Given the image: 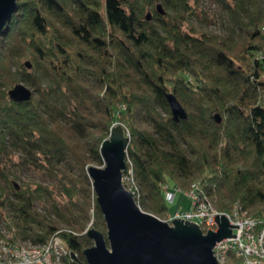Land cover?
Masks as SVG:
<instances>
[{
	"label": "trees",
	"instance_id": "1",
	"mask_svg": "<svg viewBox=\"0 0 264 264\" xmlns=\"http://www.w3.org/2000/svg\"><path fill=\"white\" fill-rule=\"evenodd\" d=\"M18 1L0 40V225L15 239L59 234L86 260L92 213L106 231L89 168L117 122L145 210L167 213L166 186L201 179L219 210L264 216V0H217L227 35L195 24L197 0ZM21 82L31 100L11 98ZM23 164L56 181L16 184Z\"/></svg>",
	"mask_w": 264,
	"mask_h": 264
},
{
	"label": "water",
	"instance_id": "2",
	"mask_svg": "<svg viewBox=\"0 0 264 264\" xmlns=\"http://www.w3.org/2000/svg\"><path fill=\"white\" fill-rule=\"evenodd\" d=\"M18 7V0H0V40ZM159 9L163 11L162 5ZM9 94L22 102L31 100L34 91L19 83ZM167 97L174 119H187L188 111L178 96L168 92ZM217 118L222 121L220 114ZM130 143L131 136L123 125L113 127L101 149L106 165L89 168L108 232L90 228L88 235L94 245L84 251L86 262H81L73 251L72 257L80 264H219L215 246L225 238L236 237L234 228L240 224L231 223L226 214H217L218 231L209 229L204 233L197 222L178 217L171 224L143 209L124 183Z\"/></svg>",
	"mask_w": 264,
	"mask_h": 264
},
{
	"label": "built area",
	"instance_id": "3",
	"mask_svg": "<svg viewBox=\"0 0 264 264\" xmlns=\"http://www.w3.org/2000/svg\"><path fill=\"white\" fill-rule=\"evenodd\" d=\"M128 170L133 169L128 168L126 171ZM178 190L182 189L178 187ZM166 191L168 201H175L177 191L171 190L169 185ZM187 194L193 200L192 209L178 211L175 218L182 217L185 220L197 222L204 233L208 232L209 229L218 231L219 222L215 217L219 214V211L215 206L214 196L205 190L203 182H195L190 193L187 192ZM227 214L231 222L240 224V227L234 228V234H237L236 237L225 238L215 246V255L219 260V264H264V216L254 218L245 215L242 205H238L231 214ZM175 218L170 219L169 222L172 224ZM7 231L9 230L5 227L2 232L6 234H4V237L0 235V264L76 263V259L72 257L63 237L59 234L54 235L49 242L44 244L27 240L20 245V243L8 241V238H6L8 236Z\"/></svg>",
	"mask_w": 264,
	"mask_h": 264
},
{
	"label": "rangeland",
	"instance_id": "4",
	"mask_svg": "<svg viewBox=\"0 0 264 264\" xmlns=\"http://www.w3.org/2000/svg\"><path fill=\"white\" fill-rule=\"evenodd\" d=\"M197 2H198V13L199 14L195 18L194 22L199 28H206V30H208L210 32L218 33L221 35H227L228 33H230L232 21L226 16L225 12L222 10V7L220 6V4L217 0H197ZM162 10H164L163 5H162ZM150 11H153V7L148 12H150ZM24 61L25 62L28 61L31 63V60L29 58H25ZM31 67H32V64H31ZM21 83H24L26 86H28L30 89L33 90V88L30 85H28L27 83H25V82H21ZM218 114H220V113H218ZM117 117L119 118L120 116L117 115ZM120 124L123 125L122 123L117 122L115 124V126H113V127H116ZM112 128H111V130H112ZM124 128H125V126H124ZM125 132H126V130H125ZM110 133H111V131H110ZM109 137H110V135H109ZM13 161H15V162L20 161V158L18 156L14 157ZM93 165L99 166V167H104L106 164H104V165L92 164L91 166H93ZM131 169H133V168H131ZM131 171L128 170V171L124 172V177H125L124 183L126 182L125 183L126 187L128 189L132 190L135 193V196H136V193H137V195H140V187L136 181L135 172H134V170H131ZM13 179H14V181H16V184H18V185H23V184H25V182H41V183L44 182V183H48V184H53L56 181V179H54L52 177V174H50V171L48 169L45 170V169H41V168L31 167V166H28L26 164L18 165L17 167H15ZM197 181H202V180L197 179L192 183V185ZM203 186H204V184H203ZM178 187L179 186L175 185V184L171 185V190L177 191V195H176L175 201L172 202L169 200V202H168L170 210L161 216L157 215L158 217H160L161 219H163L165 221H169L170 219L175 218V215L177 214L178 211L182 212V211H189L192 209L193 200H192L191 196L187 194V192L190 193L192 186L189 189H182L180 187L182 189L180 191L178 190ZM166 189H167V186H166ZM205 190H206V188H205ZM238 205H242V204L240 202H236L234 204L232 212L234 211V209ZM215 206H216V200H215ZM217 210L219 211V214H226L228 216L227 212L221 211L218 208H217ZM244 211L246 213L245 215L251 216L248 214V212H246L247 210L244 209ZM148 212H150V211H148ZM153 214H155V213H153ZM251 217H253V216H251ZM95 221H97V217H96L95 213H92L91 221H90L88 227L86 228L85 232L88 233V230L90 228L91 229L96 228V229L102 231L103 233L107 234L108 227H107L106 223H105L106 231H103L102 226H100L101 229L94 226ZM4 226L0 225V235L4 237V234H6V233L2 232V230L6 227L9 230V231H7L8 236L6 237V238H8L9 242H13V243L16 242V243H20V245H22L25 241H27V239H15L16 228L14 226H12V227L11 226L10 227L9 226L4 227ZM9 233H11V234H9ZM50 239L47 242H49ZM65 244H66V241H65ZM93 245H94V241H93V244L91 246H93ZM91 246H89V247H91ZM66 247L68 248L67 244H66ZM69 250H70V254H72L71 251H73V250H71V249H69ZM75 253L79 257L78 253L77 252H75ZM79 260L81 261L80 258H79ZM79 260H76V264H80ZM81 262H86V260L81 261Z\"/></svg>",
	"mask_w": 264,
	"mask_h": 264
},
{
	"label": "bare ground",
	"instance_id": "5",
	"mask_svg": "<svg viewBox=\"0 0 264 264\" xmlns=\"http://www.w3.org/2000/svg\"><path fill=\"white\" fill-rule=\"evenodd\" d=\"M34 94H35V91H34Z\"/></svg>",
	"mask_w": 264,
	"mask_h": 264
}]
</instances>
